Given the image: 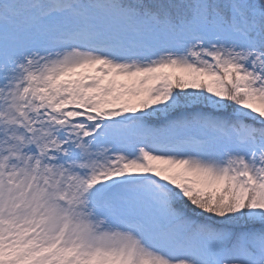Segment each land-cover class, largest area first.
I'll return each mask as SVG.
<instances>
[{
	"label": "snow or ice",
	"instance_id": "obj_1",
	"mask_svg": "<svg viewBox=\"0 0 264 264\" xmlns=\"http://www.w3.org/2000/svg\"><path fill=\"white\" fill-rule=\"evenodd\" d=\"M0 264H264V0H0Z\"/></svg>",
	"mask_w": 264,
	"mask_h": 264
}]
</instances>
